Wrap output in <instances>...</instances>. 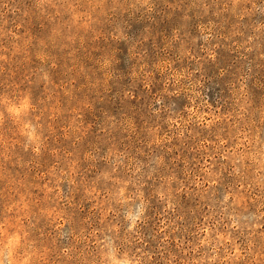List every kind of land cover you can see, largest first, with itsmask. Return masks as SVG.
<instances>
[{"label":"rangeland","instance_id":"1","mask_svg":"<svg viewBox=\"0 0 264 264\" xmlns=\"http://www.w3.org/2000/svg\"><path fill=\"white\" fill-rule=\"evenodd\" d=\"M0 264H264V0H0Z\"/></svg>","mask_w":264,"mask_h":264}]
</instances>
